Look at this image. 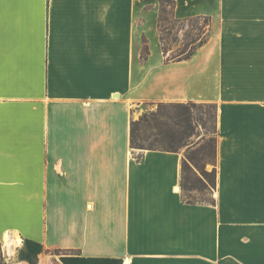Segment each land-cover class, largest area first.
Returning <instances> with one entry per match:
<instances>
[{
	"label": "crops",
	"instance_id": "crops-1",
	"mask_svg": "<svg viewBox=\"0 0 264 264\" xmlns=\"http://www.w3.org/2000/svg\"><path fill=\"white\" fill-rule=\"evenodd\" d=\"M142 1L0 0L4 264H264V8L174 0L212 30L146 86ZM144 99L216 105L213 203L130 147Z\"/></svg>",
	"mask_w": 264,
	"mask_h": 264
},
{
	"label": "trees",
	"instance_id": "trees-1",
	"mask_svg": "<svg viewBox=\"0 0 264 264\" xmlns=\"http://www.w3.org/2000/svg\"><path fill=\"white\" fill-rule=\"evenodd\" d=\"M202 20L201 26H194L197 32L194 38H190L181 48H177L174 51L168 46V39L172 28L181 27L182 23ZM210 17L207 15H196L186 18H178L175 15V2L174 0H159L158 1V15H157V29L158 38L160 42V51L163 57V61L174 62L190 58L196 50L204 44L206 41V33L203 29L209 26ZM203 34V35H202ZM202 35V36H201ZM208 35V34H207ZM173 43L178 41V37L171 38ZM142 58H147L149 54V48L146 43L145 37L142 36ZM171 52L169 56L168 52ZM205 105L203 103H197L194 101H187L183 103H171L175 112L172 115L164 114L161 110L162 104L159 103L155 110L143 113L138 119L130 121V147L134 149H152L176 152L180 147L189 146L192 142L188 138L192 136L198 137L199 134L196 129L200 126L206 128L207 122L202 116L195 114L193 111L197 106ZM209 107H213V121L211 132L216 134V105L214 103H207ZM212 157L216 159V140L215 137L211 140ZM137 160H141L142 154H134ZM192 157H183L181 164V180L180 184L183 190L187 189L188 184L202 183L201 178L197 175L194 167H198L197 164H192ZM199 168V167H198ZM201 169V173L204 175L206 172ZM193 175V179L190 175ZM209 186L214 189L215 186V168L213 166L212 178L209 182ZM182 200L186 203H213L212 192L209 193L207 199H193L189 195H182ZM4 256L2 253L0 243V264H4Z\"/></svg>",
	"mask_w": 264,
	"mask_h": 264
},
{
	"label": "rangeland",
	"instance_id": "rangeland-1",
	"mask_svg": "<svg viewBox=\"0 0 264 264\" xmlns=\"http://www.w3.org/2000/svg\"><path fill=\"white\" fill-rule=\"evenodd\" d=\"M142 1L141 6V23H142V34H144L146 42L149 43L150 53L148 55V59L141 58V78L143 85L147 86V80L150 76V70L157 71L158 66L162 65V55L160 52V42L158 39V30H157V0L150 2ZM214 5H221L225 7L235 6V7H245V6H254L264 8V0H216ZM186 10V9H185ZM185 10L181 8L178 9L177 14L182 15L185 13ZM184 11V12H183ZM210 19L209 26L204 27L203 31L206 34V41L209 39L212 27ZM201 26L202 20H195L182 23L181 27H173L172 33L169 35L168 46L172 48L174 51L177 48H181L184 43L187 42L188 39L194 38L197 29H194V26ZM203 35V34H202ZM201 35V36H202ZM177 36L178 41L173 43L171 38ZM204 42V43H205ZM171 51V52H173ZM169 51L167 55L171 54ZM196 102V101H195ZM161 103V110L164 114L172 115L175 111L173 107L170 106L171 103H183V102H167V101H159L158 99H144L139 102L137 105H134V119H138L143 113L149 112L151 110H155L158 104ZM203 103L205 105L197 106L194 109V113L203 117V119L207 122L206 128L198 127L196 132L199 134L198 137L192 136L189 139L192 143L187 147L183 146L178 149L183 153V157H192V164H197L198 167H194L197 175L201 178L202 183L188 184L187 189L183 190L182 186L179 187V192L181 195H189L190 198L193 199H207L209 197V193H213V189L209 186V182L212 178V170L213 166L216 162V159L212 157V149L210 147L211 140L215 137V134H212L211 127L213 121V107H209L207 102H197ZM209 103V102H208ZM217 109V108H216ZM217 112V111H216ZM134 153H137L139 149H134ZM206 172V174L201 173V169ZM191 178L193 175H190ZM193 179V178H192ZM2 248V245H1ZM3 253V250H2ZM4 256V255H3Z\"/></svg>",
	"mask_w": 264,
	"mask_h": 264
}]
</instances>
